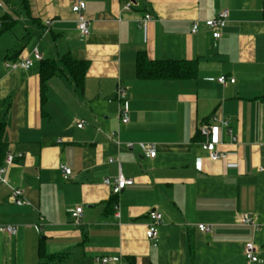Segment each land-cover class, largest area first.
<instances>
[{
	"label": "crops",
	"instance_id": "1",
	"mask_svg": "<svg viewBox=\"0 0 264 264\" xmlns=\"http://www.w3.org/2000/svg\"><path fill=\"white\" fill-rule=\"evenodd\" d=\"M1 1L0 18L15 22L0 35V124L16 158L8 184L0 183V225L18 232L0 233V264H40L41 247L62 255L57 264H103L100 258L113 255L128 264H249L247 242L259 248L256 264H264V0H84L87 37L71 10L79 0ZM225 8L220 38L205 26L191 32L195 21ZM147 13L153 20L145 42L139 22ZM36 48L59 65L43 88ZM66 54L87 63L83 89L61 62ZM142 54L193 61L195 76L140 78ZM24 57L33 59L31 69L5 66ZM222 75L225 84L217 80ZM119 83L130 104L126 124L118 117ZM206 123L226 158L211 160L201 148ZM129 142L154 143L156 156ZM61 165L72 170L69 177ZM120 170L133 183L116 195L118 217L104 180L113 182ZM13 187L27 204L13 201ZM78 206L83 215L75 223L70 209ZM152 210L163 216L157 245L145 235ZM243 213L260 228L239 223Z\"/></svg>",
	"mask_w": 264,
	"mask_h": 264
},
{
	"label": "built area",
	"instance_id": "2",
	"mask_svg": "<svg viewBox=\"0 0 264 264\" xmlns=\"http://www.w3.org/2000/svg\"><path fill=\"white\" fill-rule=\"evenodd\" d=\"M0 7H3V2L1 0H0ZM130 7H131L130 3L126 5V9H129ZM71 10L77 16L80 36L87 37L90 34V20L86 14V10H87L86 2L84 0L77 1L71 6ZM229 16H230V10L227 8L222 9L218 13H216L214 17L208 18L203 22L195 21L192 25L191 32L196 33L201 29L202 26H205L211 31L212 36L218 39L222 36L223 30L227 26ZM152 20H153L152 15L147 13L141 18L139 22V26L143 31V38L145 42L148 41L149 24ZM50 24H51L50 20L45 21L46 26H49ZM33 57L37 60L44 59L42 53L37 48L33 51ZM5 66L12 70H18V69L29 70L33 66V59L30 57H24L18 60H11V61L8 60L5 61ZM217 80L219 83L225 84L228 81V78L227 76L222 75L218 77ZM229 81L235 82V78L231 77ZM115 99L118 103V117L121 123L126 124L130 121V104L127 98V89L121 83H119L117 86ZM211 119L217 120L218 118L216 115H213ZM84 123H85L84 120H80L77 123V126L81 128L84 125ZM221 123L224 127H226L228 133L232 137V140L236 142L237 137L233 134V130L229 125V121L227 119H222ZM199 132L205 138V140L201 144V148L207 153L208 157L211 160L216 161V160L224 159L228 156L227 153L221 151L218 148L217 144L214 141L209 140L211 128L208 123L204 124L203 126H200ZM110 137L118 138V132L113 131L110 134ZM116 143L117 146L120 148L121 142L118 139H116ZM136 145L139 147L142 155L151 158L156 156V148L154 143L141 142L135 144L133 142H129L125 146L129 149H134ZM15 158H16L15 154L10 152L7 153L4 162L0 165V183L8 184V173L10 168L14 164ZM114 160L115 159L113 157L109 158V162H113ZM61 169L65 175V178L69 177L72 174V170L66 165H61ZM104 182L112 186V194L116 196L127 185L132 184L133 179L130 177H126L120 170L119 174L117 175V177L114 179L113 182L109 178H106ZM12 189H13L12 199L15 203L19 205L28 203V201L24 199L23 190L14 187ZM114 208H115V215L119 217L120 206L118 202L114 204ZM70 214L75 223H80L81 217L83 215V206H78L70 209ZM148 216L150 221L148 223L145 235L148 239H150L154 243V245H157L159 240L158 226L162 223L163 216L157 210L150 211ZM238 222L243 225L252 226L255 230H258L260 228V226L256 222L255 217L249 213L241 214L238 217ZM198 229L204 233L209 234L212 232L213 227L212 225H208V224H200L198 225ZM17 232H18V228L15 225H0V233L15 235ZM244 253L249 264H256L262 261L259 257V248L253 242H247L245 244ZM100 262H102L103 264H128V262L124 260L123 257L120 255L102 257L100 258Z\"/></svg>",
	"mask_w": 264,
	"mask_h": 264
},
{
	"label": "trees",
	"instance_id": "3",
	"mask_svg": "<svg viewBox=\"0 0 264 264\" xmlns=\"http://www.w3.org/2000/svg\"><path fill=\"white\" fill-rule=\"evenodd\" d=\"M15 22V19L8 15L0 18V35L11 28ZM61 62L65 64L70 70L71 77L80 89H83L85 71L87 63L83 61H77L73 59L69 54L64 55L61 58ZM59 71V65L56 60L44 59L41 64V83L42 88L45 85L47 79L55 75ZM196 64L193 61H182L172 59L152 60L149 59L145 54L139 56L137 60V75L143 79H185L195 76ZM264 97V95H263ZM4 126L0 124V165L4 162L7 155V143L2 138ZM199 135L200 132L198 133ZM116 203V196H113L110 200L109 205L114 206ZM41 257L40 264H57L61 260V256L47 255L44 249L41 247L39 250Z\"/></svg>",
	"mask_w": 264,
	"mask_h": 264
},
{
	"label": "rangeland",
	"instance_id": "4",
	"mask_svg": "<svg viewBox=\"0 0 264 264\" xmlns=\"http://www.w3.org/2000/svg\"><path fill=\"white\" fill-rule=\"evenodd\" d=\"M1 13H2V8H0V15H1Z\"/></svg>",
	"mask_w": 264,
	"mask_h": 264
}]
</instances>
